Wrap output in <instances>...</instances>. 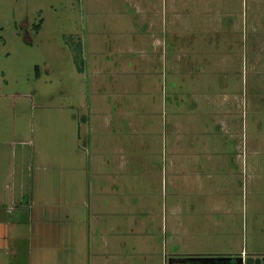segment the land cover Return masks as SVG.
Instances as JSON below:
<instances>
[{
    "label": "rangeland",
    "instance_id": "rangeland-1",
    "mask_svg": "<svg viewBox=\"0 0 264 264\" xmlns=\"http://www.w3.org/2000/svg\"><path fill=\"white\" fill-rule=\"evenodd\" d=\"M171 1L0 0V234L10 233V224L15 223L12 234L22 236L17 251L24 263L33 259L35 264L39 252V256L53 257L68 242L64 237L69 231L80 228H75V220L86 214L87 186L95 182L93 157L113 150L114 135L121 145L135 141V146L127 145L130 152L122 148L125 152L112 157L113 170L99 174L105 182L122 183L128 175L129 182L135 183L125 190L128 193L120 189L121 200H134L145 216L156 204L141 209L140 201L161 204V200L189 198L186 190L177 193L175 184L182 183L181 176L171 171L164 152L170 150L172 137L174 141L176 122L184 124L180 127L183 137L221 134L210 120L211 102L202 96L245 89V77L241 82L236 63H230L227 75L223 71L227 47L222 34L223 24L229 22L224 11H235L232 20L238 22L250 0ZM149 4L167 10L166 21L157 23L168 45L158 37L152 41L159 44H149L143 13ZM175 24L193 31L196 44L185 39L187 35L183 39L171 36ZM240 47L232 46L231 54L241 56ZM255 74L251 68L249 79L254 87L260 79ZM218 95L222 99V93ZM104 116H112L114 122L108 130L100 125L95 130L93 121ZM131 129L132 134L128 133ZM94 130L98 136L101 130L108 135L103 143H95ZM211 142L209 149L215 147ZM147 152L151 156L143 158ZM149 158L150 163L144 165ZM220 179L215 181L220 183ZM231 182L237 197L245 199L239 173ZM16 194L23 195V204L10 203ZM244 207L243 219L250 215L249 207L247 212ZM37 233L45 234L44 238ZM137 236L131 235V241ZM208 239V235H198L196 248L219 246ZM168 248L182 251L179 240ZM208 252L198 255L212 256L203 254ZM0 256L3 264L2 251ZM15 256L14 251L10 253L8 262ZM171 258L167 256L168 264Z\"/></svg>",
    "mask_w": 264,
    "mask_h": 264
},
{
    "label": "crops",
    "instance_id": "crops-1",
    "mask_svg": "<svg viewBox=\"0 0 264 264\" xmlns=\"http://www.w3.org/2000/svg\"><path fill=\"white\" fill-rule=\"evenodd\" d=\"M166 12L164 6L153 8L151 5L143 12L146 14L145 30L150 33V45L159 44L152 41L153 37L165 41L162 42L165 45L169 44L162 29L159 31L157 23L166 21ZM174 12L178 13V10ZM224 14L225 20L229 22L223 24V45L227 47L223 71L227 75L232 70L230 63H236L239 66L241 82L245 77V89H227L214 95L202 96L207 103L211 102L209 105L213 110L209 114L210 120L219 127L221 134L200 133L190 135L188 138L183 137L180 127L184 124L176 122L174 141L172 137L170 150L164 153L169 159L167 161L171 171L181 176L182 183L175 184L177 193L181 195L186 190L189 198L161 200V204L158 201L146 200L144 201L146 203L140 201L138 206H141V209H145L146 206L151 208V205L156 204L145 216L140 213L144 210L136 209L134 200H121L118 196L120 189L128 193L125 190H129L135 183L129 182L128 175L124 183L105 182L99 174H103L105 169L113 170L109 164L112 157L121 153V150L125 152L122 148L130 152L129 149L132 145L135 146V141L129 139V143L126 140V144L121 145L118 137L114 135L113 150L108 149L106 153L103 152L104 154L97 151L99 156L96 154L93 157V160L96 159L93 161L95 168L93 171L97 178L95 176V182H90L87 186L88 198L85 199L83 207L86 214L75 220L77 223L75 228H80L76 229L75 233L69 231L68 237H64L68 242L58 247L53 257L46 254L39 256V252L35 264H168L166 259L168 255L172 257L169 264H182L184 261L188 264H216V261L213 263L190 260L188 259L190 257L184 256H200L199 251H209L203 254L212 255L210 257H230L231 260L247 255L264 256V0H250L249 8L247 5L246 12L242 11L238 22L232 20L235 11L230 8H227ZM176 19L175 17V21ZM185 29L175 24L169 32L171 36L181 39L187 35L185 39L191 40V44L194 43L191 34L193 31ZM237 44L241 46L240 49L242 48L241 56L231 54L233 53L231 47ZM254 47L261 48L255 52ZM249 52L252 53L251 58L256 57L255 67L250 60ZM251 68H255V75L260 78L256 79L259 83L256 87L252 86L249 79ZM260 81L263 85H260ZM220 93L223 95L222 99L218 95ZM220 99L223 100L222 115L219 113ZM92 105L96 106L91 102ZM97 114L102 115L101 112ZM112 116L98 118L99 122L96 123L93 121L95 130L99 125L108 130L113 121ZM127 121L132 124L134 122L130 118H127ZM132 124L129 129L132 128ZM95 130L94 138L98 140L94 139L95 143H103L108 135L101 130L98 136ZM128 133H134L133 129ZM211 141L215 142L213 149H209ZM150 156L151 152L143 154V158ZM149 160L150 158L146 159L144 165ZM217 168H221L218 175L215 173ZM238 173L241 176L242 189L246 191L245 199L237 197L231 182L237 178ZM218 178H221L220 183L215 181ZM10 203L23 204V195L11 196ZM244 206L246 212L248 207L250 209V215L248 217L246 214L245 219L242 217ZM121 207L123 210H119ZM5 219L7 218H2ZM10 225V233L6 230L0 234L4 237L0 240L3 264H26L24 256L17 251L18 237L22 236L13 235L12 228H16V225L15 223ZM37 234L44 238L45 234ZM136 234L139 237L131 241V235ZM200 234L208 235L210 238L208 242L217 243L219 246L215 249L205 246L197 249L199 242L195 239ZM72 235L76 237L74 242L70 238ZM178 240L182 251L168 248L169 245L171 247L176 245ZM61 249L65 252H60ZM13 251L16 256L8 262V255ZM136 254L138 255L135 256ZM224 262L228 261H219V264ZM27 264H33V259L32 262L30 259L27 260Z\"/></svg>",
    "mask_w": 264,
    "mask_h": 264
},
{
    "label": "water",
    "instance_id": "water-1",
    "mask_svg": "<svg viewBox=\"0 0 264 264\" xmlns=\"http://www.w3.org/2000/svg\"><path fill=\"white\" fill-rule=\"evenodd\" d=\"M190 260H198V261H216V264H219V261H228L224 264H264V256L259 255H247L246 257L240 256L235 260H231L230 257H210V256H194L188 258ZM176 260V259H173Z\"/></svg>",
    "mask_w": 264,
    "mask_h": 264
},
{
    "label": "flooded vegetation",
    "instance_id": "flooded-vegetation-1",
    "mask_svg": "<svg viewBox=\"0 0 264 264\" xmlns=\"http://www.w3.org/2000/svg\"><path fill=\"white\" fill-rule=\"evenodd\" d=\"M224 263H225V262H224ZM224 263H223V264H224ZM182 264H188V262H187V261H184Z\"/></svg>",
    "mask_w": 264,
    "mask_h": 264
}]
</instances>
